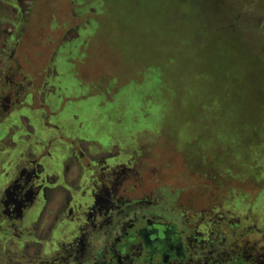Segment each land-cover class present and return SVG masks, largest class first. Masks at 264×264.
Listing matches in <instances>:
<instances>
[{
  "label": "rangeland",
  "instance_id": "rangeland-1",
  "mask_svg": "<svg viewBox=\"0 0 264 264\" xmlns=\"http://www.w3.org/2000/svg\"><path fill=\"white\" fill-rule=\"evenodd\" d=\"M30 14L15 54L39 66L25 67L36 98L0 124V175L26 161L6 143L60 131L122 150L148 132L166 184L194 186L184 200L207 210L209 239L237 241L221 252L264 254V0H33ZM1 28L0 47L17 33Z\"/></svg>",
  "mask_w": 264,
  "mask_h": 264
},
{
  "label": "flooded vegetation",
  "instance_id": "flooded-vegetation-1",
  "mask_svg": "<svg viewBox=\"0 0 264 264\" xmlns=\"http://www.w3.org/2000/svg\"><path fill=\"white\" fill-rule=\"evenodd\" d=\"M25 6L22 11L20 1L0 0V32L2 25L17 31L5 30L0 47V124L36 98L28 77L36 79L38 71L26 68L39 66H28L33 55L23 58L27 62L15 54L33 0ZM43 50L35 57L45 56ZM146 133L129 136L122 150L111 137L102 148L60 131L33 147L6 143L12 152L5 157L21 151L26 161L0 175V264H264V254L221 252L230 245L223 234L219 243L210 240L219 233L201 227L207 210L184 200L194 186L185 174L166 184L172 166L161 170L158 163L164 141L157 145ZM30 213L34 218L25 224ZM170 217L184 221L178 227ZM235 242L230 246L238 250Z\"/></svg>",
  "mask_w": 264,
  "mask_h": 264
}]
</instances>
